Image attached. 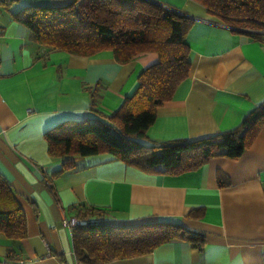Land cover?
<instances>
[{
  "label": "crops",
  "instance_id": "obj_1",
  "mask_svg": "<svg viewBox=\"0 0 264 264\" xmlns=\"http://www.w3.org/2000/svg\"><path fill=\"white\" fill-rule=\"evenodd\" d=\"M70 1L0 5V173L28 222L22 240L0 231V264H79L64 219L85 209L101 211L109 224L168 221L205 237L202 249L174 239L108 264H264V126L239 158L214 156L177 175L145 172L107 153L73 157L74 168L64 170L68 159L49 154L47 130L68 120L108 121L159 59L144 52L120 63L112 50L83 56L40 47L12 16L24 5ZM152 1L194 23L190 73L143 141L196 140L238 127L264 102V31L230 26L196 0ZM98 84L94 110L89 88ZM220 174L230 183L221 186Z\"/></svg>",
  "mask_w": 264,
  "mask_h": 264
},
{
  "label": "trees",
  "instance_id": "obj_2",
  "mask_svg": "<svg viewBox=\"0 0 264 264\" xmlns=\"http://www.w3.org/2000/svg\"><path fill=\"white\" fill-rule=\"evenodd\" d=\"M196 1L230 26L246 29L253 36L264 31V0ZM15 2L0 0V5L11 10ZM12 16L28 27L29 38L40 47L83 56L112 50L120 63L144 52L159 56L143 70L134 93L108 121L68 120L45 132L49 154L68 159L64 170L74 168L73 157L107 153L145 172L177 175L200 168L214 156L239 158L264 126L263 102L229 131L196 140L143 141L157 119L158 108L174 97L191 69L187 34L194 20L160 3L72 0L63 5H24L12 10ZM101 88L100 84L89 88L94 110ZM229 183L224 174L219 175L221 186ZM77 217L86 221L72 229L79 264H108L152 252L174 239L190 241L200 249L205 242L204 235L175 222L114 225L102 222V212L95 209L80 211ZM27 223L15 190L0 173V231L12 240H22L27 237Z\"/></svg>",
  "mask_w": 264,
  "mask_h": 264
},
{
  "label": "built area",
  "instance_id": "obj_3",
  "mask_svg": "<svg viewBox=\"0 0 264 264\" xmlns=\"http://www.w3.org/2000/svg\"><path fill=\"white\" fill-rule=\"evenodd\" d=\"M92 221H95V220H92ZM84 222H86V221H82L78 217H75V216L64 219V225L68 226L71 229H73L74 226H76L80 223H84Z\"/></svg>",
  "mask_w": 264,
  "mask_h": 264
},
{
  "label": "rangeland",
  "instance_id": "obj_4",
  "mask_svg": "<svg viewBox=\"0 0 264 264\" xmlns=\"http://www.w3.org/2000/svg\"><path fill=\"white\" fill-rule=\"evenodd\" d=\"M67 4V3H66ZM57 5H63V4H57Z\"/></svg>",
  "mask_w": 264,
  "mask_h": 264
}]
</instances>
